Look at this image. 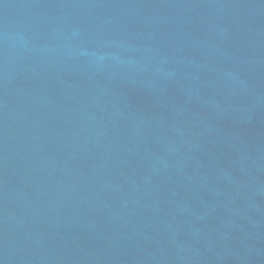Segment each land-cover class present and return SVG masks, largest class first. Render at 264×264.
Returning <instances> with one entry per match:
<instances>
[{
    "label": "water",
    "instance_id": "water-1",
    "mask_svg": "<svg viewBox=\"0 0 264 264\" xmlns=\"http://www.w3.org/2000/svg\"><path fill=\"white\" fill-rule=\"evenodd\" d=\"M0 264H264V0H0Z\"/></svg>",
    "mask_w": 264,
    "mask_h": 264
}]
</instances>
